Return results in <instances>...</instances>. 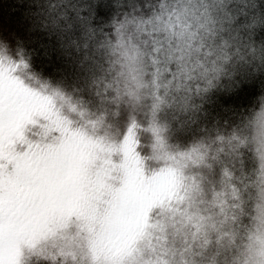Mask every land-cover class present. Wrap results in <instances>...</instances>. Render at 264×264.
Returning <instances> with one entry per match:
<instances>
[{
	"label": "clouds",
	"instance_id": "9594fccd",
	"mask_svg": "<svg viewBox=\"0 0 264 264\" xmlns=\"http://www.w3.org/2000/svg\"><path fill=\"white\" fill-rule=\"evenodd\" d=\"M29 7L16 0L11 12L0 10V36L23 31ZM53 7L60 12L49 63L17 64L50 82L60 73L74 109L18 67L14 75L36 94L5 120L0 143L22 162L71 159L90 187L99 185L98 207L115 205L123 226L102 254L89 213L42 216L27 225L19 264H264V105L221 124L196 102L208 62L264 73V0H59ZM98 8L109 11L107 21ZM253 86L264 89V75ZM153 124L166 130L143 131ZM130 128L136 159L122 148ZM188 137L196 143L181 147Z\"/></svg>",
	"mask_w": 264,
	"mask_h": 264
},
{
	"label": "rangeland",
	"instance_id": "374dc122",
	"mask_svg": "<svg viewBox=\"0 0 264 264\" xmlns=\"http://www.w3.org/2000/svg\"><path fill=\"white\" fill-rule=\"evenodd\" d=\"M18 67L20 69V64L0 55V129L3 128L5 120L12 122L15 112L23 105L25 96L36 94L19 76L14 75ZM21 100L23 103H20ZM49 103L54 104L55 101L50 99ZM135 147L136 143L126 136L122 148L133 159H136ZM9 164L12 165L11 172L15 176L22 175L24 183L17 185L19 182L16 180L14 194L8 192V195L0 197V234L4 233L7 239L10 238V245L5 250L8 263L11 264L13 257L21 255L20 243L29 242L28 224L42 216L62 213L87 212L93 220H98L99 250L102 254L108 251L110 242L123 226V213L115 205H109L108 208L98 207L99 185L96 189L90 187L78 165H74L71 159L65 164L41 156L29 157L26 162H22L13 153L6 152L0 143V174L7 171L5 169ZM21 193L26 194L23 201L22 198L16 199ZM8 209L12 210L11 213ZM10 214L14 224L12 227L2 222L5 220L2 218H10ZM23 234L25 238L22 237Z\"/></svg>",
	"mask_w": 264,
	"mask_h": 264
},
{
	"label": "trees",
	"instance_id": "16d2710c",
	"mask_svg": "<svg viewBox=\"0 0 264 264\" xmlns=\"http://www.w3.org/2000/svg\"><path fill=\"white\" fill-rule=\"evenodd\" d=\"M58 3L59 0H30V23L25 25L23 31L17 33L7 32L3 36H0V55L15 63H17L18 59L26 60L32 57L41 65L48 64L49 53L52 48L56 46L55 37L50 39L49 36L52 25L57 20V16L60 12V7H53ZM15 4L16 0H0V10L11 12ZM96 15L101 18L100 22H105L110 18L109 11L106 8H98ZM93 23H96V21L94 20ZM20 66V71L32 78L38 87L52 88L61 95L65 104L74 109V104L70 99H63L61 92L63 79L60 73H53L52 82H50L41 79L36 73L28 72L27 64L20 63ZM201 73L203 88L206 90L202 89L200 92V99L196 102L202 104L203 107L201 110L206 113L209 122L215 118L221 124L224 120L235 123L238 120H243L246 115L251 118L252 114L256 112V109L264 105V89L253 86L257 84L261 76L264 75V73H261L259 70L253 73L251 68L247 66H245L244 69H241L239 66L233 68L223 60H217L215 63H206L204 68L201 69ZM20 80L24 83L21 78ZM245 85L249 86L245 87ZM165 130L166 125L156 126L153 124L143 131L153 132L155 134L163 133ZM128 136L136 143L134 139L136 132L132 128L129 129L127 137ZM196 140L197 138L195 137H188L180 146L188 147L191 144H195ZM11 166L12 165L9 164L7 169H5L7 171L0 174V197H2V195H8V192L9 194H14V182L16 180L19 182L17 185L24 183L21 174L20 177L19 175L15 176V174L11 172ZM21 195H17L16 199L19 200V198H22L21 201L25 200L26 194L23 195L21 193ZM8 210H10L11 213L12 210ZM5 211L6 209L3 212ZM7 217H1L5 219L2 222L12 227L14 224L11 214L10 218ZM22 237L25 238V234H23ZM1 239L0 264H10L6 261L8 257L5 253V250H7L10 245V238L7 239V236L1 233L0 240ZM25 245L24 243H20L21 248ZM20 257L21 255L13 257L11 264H16V261L19 264Z\"/></svg>",
	"mask_w": 264,
	"mask_h": 264
},
{
	"label": "snow or ice",
	"instance_id": "6c2138e0",
	"mask_svg": "<svg viewBox=\"0 0 264 264\" xmlns=\"http://www.w3.org/2000/svg\"><path fill=\"white\" fill-rule=\"evenodd\" d=\"M20 103H23V100H21Z\"/></svg>",
	"mask_w": 264,
	"mask_h": 264
}]
</instances>
